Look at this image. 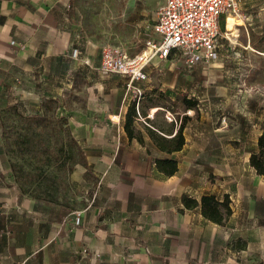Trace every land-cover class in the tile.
<instances>
[{
    "label": "crops",
    "instance_id": "crops-1",
    "mask_svg": "<svg viewBox=\"0 0 264 264\" xmlns=\"http://www.w3.org/2000/svg\"><path fill=\"white\" fill-rule=\"evenodd\" d=\"M73 1L0 0V264H264V174L250 163L264 119L242 115L244 99L238 98L234 118L220 121L217 112L229 104L224 93L247 98L249 91L209 84L212 65L220 69L240 54L230 46L238 44L254 63L264 57V0H239L237 13L221 17L218 56L193 67L200 72H182L174 55H153L144 68L147 78L134 82L146 96L158 88L168 103L186 95L212 112L202 119L189 114L186 142L173 152L160 149L146 128L177 131L182 118L164 106H143L157 126L138 117L143 142L128 136L130 79L101 68L102 52L79 29ZM164 2L128 0L123 12L132 35H123L119 46L136 54L139 43L154 38ZM235 58V80L258 82L248 79L258 71L247 73L239 67L244 60ZM197 80L206 88L199 91ZM45 97L60 101L96 178L88 203L78 210L23 192L5 150L3 109L21 100L38 101L37 107ZM161 110L163 123L157 121ZM157 158L177 159L178 170L164 173ZM206 194L229 196L232 212L224 223L184 201Z\"/></svg>",
    "mask_w": 264,
    "mask_h": 264
},
{
    "label": "rangeland",
    "instance_id": "rangeland-1",
    "mask_svg": "<svg viewBox=\"0 0 264 264\" xmlns=\"http://www.w3.org/2000/svg\"><path fill=\"white\" fill-rule=\"evenodd\" d=\"M128 0H74V14L76 15L79 29L88 36L94 37V42L99 45L102 52L105 48L120 47L123 35H132L130 28H127L128 19L124 17ZM137 3V0H136ZM227 29H225L226 31ZM223 34V33H222ZM230 40V39H229ZM238 40V39H236ZM118 42V43H117ZM238 43V42H237ZM237 45V46H236ZM146 45L139 43L135 48L138 53ZM133 52L134 49H132ZM229 50L238 55L245 64L239 65L245 72L257 74L252 77L258 82L249 84V80H235L236 71L235 57L226 58L227 61L220 69L216 66L210 67V76L213 81L209 83L213 88L228 89L247 88L249 95L247 98L236 96L225 92L223 100L229 104L223 106L222 110L217 112L220 121L233 119L232 106L234 100L244 99L242 104V115L250 119H264V57L260 58V63L251 62L250 56L242 53L238 44L230 46ZM135 55V53H131ZM257 55H261L258 54ZM229 59V60H228ZM262 59V60H261ZM178 67L182 72L195 73L200 72L197 68H188L182 60L176 59ZM186 67V69L184 68ZM195 67V66H194ZM252 69V70H251ZM251 70V71H250ZM204 71V68H203ZM245 80V78H244ZM199 91L206 88L202 80L195 81L194 85ZM39 102L33 101L28 105L24 100L9 104L2 111L4 123V145L10 161L15 180L20 188L24 187L30 195H38L41 198L62 203L66 208L78 210L83 208L89 200L90 192L93 189L96 178L86 165L84 154L77 147L71 138L70 124L61 121V117L66 114L63 109L57 108V115L53 120L47 123H35L27 121V117L39 116L43 113L44 99ZM162 104L168 103L166 100ZM170 110L174 118H182L183 115L191 114L193 119L206 118L212 114L207 113L206 106L200 104L198 110L187 109L181 102H170ZM50 113H54L51 110ZM244 113V114H243ZM50 115V114H49ZM165 111L161 110L157 118L158 122L163 123ZM217 119V118H215ZM260 122V120H259ZM259 127L257 128V132ZM86 167V170L83 168Z\"/></svg>",
    "mask_w": 264,
    "mask_h": 264
},
{
    "label": "built area",
    "instance_id": "built-area-1",
    "mask_svg": "<svg viewBox=\"0 0 264 264\" xmlns=\"http://www.w3.org/2000/svg\"><path fill=\"white\" fill-rule=\"evenodd\" d=\"M239 10V0H165L157 11L155 37L145 43L144 48H151V53L144 55V48L135 55L124 47L105 48L101 68L129 77L128 88L132 89V99L137 100L139 112L144 91L134 82L147 78L144 68L148 60L153 55L161 58L174 55L188 68L213 61L218 56L222 36L221 17ZM140 118L149 124L144 116Z\"/></svg>",
    "mask_w": 264,
    "mask_h": 264
},
{
    "label": "trees",
    "instance_id": "trees-1",
    "mask_svg": "<svg viewBox=\"0 0 264 264\" xmlns=\"http://www.w3.org/2000/svg\"><path fill=\"white\" fill-rule=\"evenodd\" d=\"M143 98H146V101H144L143 103L142 102L140 103L139 112L137 110V100L135 99L131 101L127 114H126V119H125V130L127 131L128 136L130 138L136 137L140 142L144 141V137H143L142 131L136 128L135 123H136V120H138V117L144 116L148 123H151L154 126H156L154 124L155 122L153 123L154 120L148 116V113L147 111H145L143 106L144 105L146 106L161 105L167 109H170V105L168 103H164V104L161 103L163 99L168 100V96H166L164 92L158 88L153 89L148 96H146L145 93H143V96L140 100H143ZM171 102L172 103L181 102L187 109L198 110V106H199L198 99L193 98V97L188 98V96L186 95H177L175 100ZM61 106L62 105L60 101L58 100V98L44 99L43 113L39 116L27 117V121L40 123V124L42 123L45 124L47 122H50L51 124V120H53V117L57 115L55 111L57 110V108H60ZM51 110H53L54 113H50ZM188 119H190L189 115L187 114L183 115L178 129L173 135L163 134L160 131H163V132L165 131L161 128H159L160 131L149 125H147L146 128H147L148 133L150 134V136L153 138L154 142L160 149L168 151V152H173V151L182 149L186 142L185 135H184V128H185V124L188 121ZM61 121H63L65 124L68 125L69 121H68L67 116L61 117ZM70 134H71V138L73 142L77 145L80 151H82V154H84L80 144L73 137L72 132ZM258 146H259L258 151L254 152L250 157V163L256 169L258 174H264V127L262 130V134L259 136ZM156 164L161 171L169 175L174 174L176 170H178V166H179L178 160L175 158H157ZM20 189L23 192L27 193L23 186ZM34 197L41 198L38 195H34ZM184 201L189 206L200 205L203 214L206 217L218 223H224L232 212L229 196H225L224 199L221 200L219 197H217L214 194H206L202 196L200 201L194 198L184 196Z\"/></svg>",
    "mask_w": 264,
    "mask_h": 264
},
{
    "label": "bare ground",
    "instance_id": "bare-ground-1",
    "mask_svg": "<svg viewBox=\"0 0 264 264\" xmlns=\"http://www.w3.org/2000/svg\"><path fill=\"white\" fill-rule=\"evenodd\" d=\"M150 53H151V48H147V47H146L145 55H149Z\"/></svg>",
    "mask_w": 264,
    "mask_h": 264
}]
</instances>
